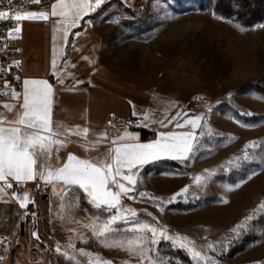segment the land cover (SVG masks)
Returning a JSON list of instances; mask_svg holds the SVG:
<instances>
[{"label":"rangeland","instance_id":"rangeland-1","mask_svg":"<svg viewBox=\"0 0 264 264\" xmlns=\"http://www.w3.org/2000/svg\"><path fill=\"white\" fill-rule=\"evenodd\" d=\"M216 3L107 2L101 25L115 63L149 75L203 73L213 92L207 129L185 165L147 174L115 209H90L77 238L66 237L72 225L47 215L8 214L17 233L0 264H264V213L255 212L264 203V18L246 25L217 13ZM245 151L251 159L229 163ZM114 215L110 231L97 235ZM246 215L256 218L237 236L230 230Z\"/></svg>","mask_w":264,"mask_h":264},{"label":"crops","instance_id":"crops-1","mask_svg":"<svg viewBox=\"0 0 264 264\" xmlns=\"http://www.w3.org/2000/svg\"><path fill=\"white\" fill-rule=\"evenodd\" d=\"M108 1L105 0L100 8L83 15L74 27L68 28L66 38L63 31L65 25L60 23L64 18L51 16V10L47 12V20H23L20 32L12 33L15 47L9 54L21 68L24 81L44 80L52 86L53 125L59 123L70 130L88 129L86 137L71 133L67 137H58L65 141V146L58 152L54 146L49 157L54 168L62 167L69 154L95 162L104 159L108 149L119 144H150L160 139L161 133L190 131V125L177 128L176 124H184L185 120L196 116L202 117L201 127L195 130L197 144L207 129L213 92L203 73L183 70L149 75L136 68L115 63L107 50L101 25L105 16L101 11ZM66 2L71 3L72 0ZM91 2L95 3V0ZM53 59L56 61L55 68ZM196 96H200L199 102L195 101ZM22 102L23 93L14 100L0 102L3 119L14 120L17 112L21 111ZM5 105H11V110L5 108ZM110 115L132 120L133 127L111 135L106 126ZM145 116L148 117L147 120L144 119ZM160 121H163V125ZM142 132L148 133L149 137H144ZM124 133H130L136 139H119ZM113 141L117 143L114 144ZM193 154L183 161L160 159L133 168L135 185L129 184L122 177H116L119 183L132 189L127 194H121L120 202L139 188L147 174L160 171L167 164L185 165ZM123 173L128 174L127 168ZM36 179L24 181L29 185L22 194L4 197L0 202V224L5 234L17 233L16 223L13 226L7 225V215L17 213L21 217L27 206L39 200L40 186L36 185ZM39 180L51 191V201L45 205L43 216L47 215L53 225L55 222L72 225L73 235L66 237L77 238V222H80V218H89L90 209L96 207L81 189L62 192V182L46 183ZM8 181L14 180L9 178ZM109 187L118 191L111 184ZM25 195L26 206L21 207Z\"/></svg>","mask_w":264,"mask_h":264},{"label":"snow or ice","instance_id":"snow-or-ice-1","mask_svg":"<svg viewBox=\"0 0 264 264\" xmlns=\"http://www.w3.org/2000/svg\"><path fill=\"white\" fill-rule=\"evenodd\" d=\"M34 2L39 3V0H34ZM7 3L12 5L13 0H7ZM104 3L105 0H95V3H92L91 0H72L71 3H67L66 0H57L51 6V16L64 18L60 23L65 25L63 31L66 38L68 28L74 27L83 15L100 8ZM9 18L16 21L47 20L49 14L43 11L39 13L14 11L10 15L8 11H0V20ZM20 30V26L17 24L13 31L19 33ZM9 36H12V32H9ZM55 66L56 61L53 59V68ZM23 84L21 111L17 112L15 119L7 121L3 119V114H0V182H4L6 188L12 187V184L8 182L9 178L20 183L39 177L46 183L62 182V192H69L75 188L81 189L90 198V203L97 209L106 208L111 210L120 204L121 194L132 191V189L126 188L124 184L119 183L116 177H122L129 184L135 185L136 179L132 173L133 168L142 167L160 159L187 160L196 149L198 137L195 130L201 127L202 117L200 116L189 118L185 120L184 124L177 122V128L190 125L192 129L190 131L161 133L160 139L150 144H119L114 148H109L104 159H98L95 162L78 159L76 156L69 154L67 162L62 167L54 168L49 161L54 146L57 152L65 146V141L58 139V137L61 135L67 137L70 133L86 137L88 129L70 130L59 123L54 126L51 118L52 86L44 80H25ZM19 95V93L13 92L14 98ZM4 107L9 110L12 108L11 105H5ZM133 114L135 115V112ZM179 115L178 113L177 117ZM144 119L147 120L148 117L145 116ZM160 123L163 125V121H160ZM4 124L9 126L5 127ZM125 138L136 139L130 133H124L119 139ZM113 143L116 144L117 141H113ZM248 147H255V144H250ZM251 158L249 153L245 151L243 157H235L229 163L238 166L240 160ZM125 168L128 170L127 175L123 173ZM199 180L200 178L197 177V182ZM110 184L118 191H113L109 187ZM3 190V188H0V191ZM187 191L188 189L185 188L176 195H182ZM140 195L143 196L144 194L141 193ZM175 198V196L172 197V199ZM26 201L27 195H25L21 207L26 206ZM255 212L264 213V203H261ZM119 218L115 215L112 216L111 220L96 234L102 236L110 231L109 225ZM255 218V215H246L230 231L239 236L241 232L249 228L250 222ZM146 228H148L146 224L140 226V230ZM150 231L153 233L152 243H156V229L152 228ZM57 251H59V248ZM129 251L135 254V249L131 244L129 245ZM81 254H84L83 250H81ZM193 254L199 259H208L202 257L199 252ZM72 259H75V257H72ZM88 264H93V262L90 260ZM97 264H99V260H97ZM103 264H111V262L103 261Z\"/></svg>","mask_w":264,"mask_h":264},{"label":"built area","instance_id":"built-area-1","mask_svg":"<svg viewBox=\"0 0 264 264\" xmlns=\"http://www.w3.org/2000/svg\"><path fill=\"white\" fill-rule=\"evenodd\" d=\"M54 0H39L35 3L34 0H13V4L9 5L7 1L0 0V11H8L10 15L14 11L21 12H50ZM23 20L16 21L11 18L0 20V102L14 100L13 92L20 95L24 90V77L21 68L16 64L15 59L9 54V51L15 47L13 36H9V32L13 33L14 28L21 26ZM195 101H200V96L195 97ZM106 126L111 135H115L120 131L128 130L133 127L132 120H125L115 115H110L106 120ZM12 184L11 188L4 187V182H0V202L4 197H14L22 194L28 187L29 183L16 181H8ZM37 186H40L38 191L39 200L31 203L23 210V215L26 221H33L38 217H43L45 213V205L51 201V191L47 186L41 184L39 179L35 181ZM11 246L10 238L5 234L0 224V260L4 250Z\"/></svg>","mask_w":264,"mask_h":264},{"label":"trees","instance_id":"trees-1","mask_svg":"<svg viewBox=\"0 0 264 264\" xmlns=\"http://www.w3.org/2000/svg\"><path fill=\"white\" fill-rule=\"evenodd\" d=\"M235 4H238L237 10L233 9ZM215 11L226 18H235L243 24L250 25L264 18V0H217ZM257 89L264 94L262 86H258ZM142 135L149 137L146 132H142Z\"/></svg>","mask_w":264,"mask_h":264}]
</instances>
